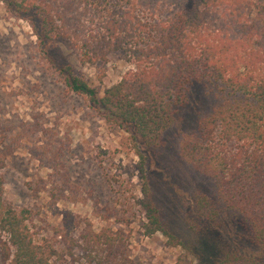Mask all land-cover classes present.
<instances>
[{"label": "rangeland", "instance_id": "obj_1", "mask_svg": "<svg viewBox=\"0 0 264 264\" xmlns=\"http://www.w3.org/2000/svg\"><path fill=\"white\" fill-rule=\"evenodd\" d=\"M66 65L99 96L136 69L123 50L110 53L107 62L82 63L69 40L42 42L31 21L10 12L0 0L4 197L17 208H28L36 238L65 254L54 259L55 264H215L220 240L231 241V249L264 253V243L252 237L244 214L222 201L215 176L184 153L191 136H199L201 147L206 146L200 121L224 100L216 84H191L176 122L158 143L147 146L131 130L105 118L84 95L70 90L60 71ZM214 141H208L210 148ZM236 143L223 146L217 138L216 145L231 150ZM138 149L146 157L144 172L139 170ZM141 173L174 242L162 231L147 234ZM202 195L218 211L213 221L200 216L197 199ZM88 228L106 230L109 242L107 237L85 240ZM5 241L0 235V264L6 257Z\"/></svg>", "mask_w": 264, "mask_h": 264}, {"label": "trees", "instance_id": "obj_2", "mask_svg": "<svg viewBox=\"0 0 264 264\" xmlns=\"http://www.w3.org/2000/svg\"><path fill=\"white\" fill-rule=\"evenodd\" d=\"M3 1L10 12L31 21L42 42L69 40L82 63L107 62L110 53L126 52L136 69L102 96L71 65L60 71L70 90L84 95L105 118L131 130L147 146L158 143L176 122L191 84H216L224 100L200 121L202 134L209 142L215 140L214 147L208 141L201 147L199 136H191L184 153L200 170L215 176L226 207L244 214L252 237L264 243V0ZM217 138L223 146L233 141L237 145L220 148ZM137 154L144 172L146 157L140 149ZM4 163L0 155V170ZM142 176L140 204L147 234L162 231L174 242ZM4 192L0 175L4 264H55L63 259L65 254L54 245L36 238L30 210L13 206ZM197 204L201 218L216 219L218 211L207 196H199ZM103 237L109 242L106 230L96 233L88 228L83 233L85 240ZM230 242L217 243L215 264H264V253L231 249Z\"/></svg>", "mask_w": 264, "mask_h": 264}]
</instances>
